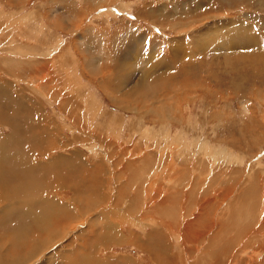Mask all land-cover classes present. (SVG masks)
Instances as JSON below:
<instances>
[{
	"label": "rangeland",
	"instance_id": "1",
	"mask_svg": "<svg viewBox=\"0 0 264 264\" xmlns=\"http://www.w3.org/2000/svg\"><path fill=\"white\" fill-rule=\"evenodd\" d=\"M113 33L125 45L117 65L107 46ZM149 62L171 68L156 72ZM0 87V137L29 142L27 159L43 170L19 184L2 172V191L19 185L23 197L7 218L38 216L41 231L47 202L51 209L59 203L56 212L71 221L67 231H43L41 248L59 238L42 257L39 250L22 262L27 254L1 209L6 262L80 264L81 253H90L109 264H264V0H0ZM35 136L48 142L35 144ZM15 146L13 154L25 151ZM90 153L107 165L106 205L81 206L88 188L80 180L69 197L46 192L65 187V176L50 172L84 169ZM131 153L154 161L142 173L137 203L121 190L119 206L113 200L119 180L132 174H121ZM180 165L187 183L175 202L169 191ZM154 173L167 181L149 185ZM37 180L46 191L27 187ZM165 194L168 204L154 201ZM11 196L18 201V192Z\"/></svg>",
	"mask_w": 264,
	"mask_h": 264
},
{
	"label": "crops",
	"instance_id": "2",
	"mask_svg": "<svg viewBox=\"0 0 264 264\" xmlns=\"http://www.w3.org/2000/svg\"><path fill=\"white\" fill-rule=\"evenodd\" d=\"M135 34L138 35V33H135ZM131 37L132 36L130 35L128 38H131ZM122 41H123V36H121V34H119L118 36L115 33L110 35V39L107 42L108 43L107 46L109 48L108 49L109 54L114 57V59H112L111 62L109 61L111 64L114 63L115 65H117V63L121 62V60L119 58H117V56L122 54V51L124 49L125 45L122 44ZM96 45L98 46V44H96ZM89 49H91L92 54L94 55V60H95V61L93 60L91 62H93L94 64L97 63V65H98V63H100L98 61V59H100V56H96L97 54H99V52H96V51L94 52V49H96V47L94 46L93 42L91 43V48H89ZM84 56L86 57V54ZM101 58H102V56H101ZM97 65L95 67V70L97 72H99L101 70L97 69ZM98 92L101 93L99 89H98ZM88 155L89 156L86 157L87 158L86 160H89V163L85 161V164L87 165V167H85V169L80 170V169L61 168L58 171H56L58 173H54L53 171L50 172L52 177H53V175H56L57 177H60L59 175L65 176V179H63V180H62V177H60V179L62 180L63 186H65V187L58 189V188H54V185H52L50 191H57V190L65 191L66 196L69 197L70 195L75 194L76 190L82 189L80 187L81 184H78V182H75L76 180H80L83 184L82 186L88 188V191H86L84 193V195H80V196H82L81 198L83 199V201L81 202L82 203L81 206H85L86 202H88V203L90 202L89 203L90 206H92V205L94 206L96 203H97V206L106 205L105 204V201L107 200L106 199L107 198V195H106V186H107V175H106V173H107V167L106 166L107 165H106V162H104L102 160L104 158H102L101 155H98V153L96 155H93L91 153ZM116 155L117 154L115 153L114 156H116ZM142 155L143 154L138 156L136 154L131 153L130 156L131 157L133 156L132 157L133 159H129L131 161V163H129L130 166H128L127 164H124V166H122V170H121L122 173L121 174H124L127 171L132 172V174L131 173L127 174V175L125 174L126 176L119 180L120 181V184L118 185L119 189H117V195L118 196L115 198V200H113V202L120 203V204H118L119 206H123V204L121 202L123 197L119 193V192H122L121 190H124L126 192L124 197L131 195V200L135 202L133 205H135L137 203L135 201L137 199V190H139V188H137V186L142 181V177H143L142 173L144 170H147L146 167H148V165L150 164L149 162L154 161V160L149 159L147 162H144L145 157H141ZM147 157H148V155H147ZM106 158L107 157H105V159ZM135 159H137V162ZM90 160L91 161L92 160L93 161L98 160V162L95 163L93 167H90V164H92L90 162ZM181 167L182 166L180 165L179 170H180L181 174L178 173V170L175 171V173H173L174 181L171 183L173 191L171 189L170 190L172 193L169 191L170 194H176V196L174 197L175 202L177 201V196H178L179 190L183 189L182 185H186V183H187V175H188V173L186 172L187 169L181 168ZM154 168H159V166H156L154 164ZM158 171H160V170H158ZM176 172L178 173V176L175 175ZM156 174H159V173L157 172ZM156 174L154 173L153 177L155 178V176H156L155 180H157V181H155L153 178L152 180L149 181V185L158 182V180H161V182L167 181V178L163 179L162 177H159V175H156ZM35 175L36 176H43V170L39 173L36 172ZM170 175H172V174H170ZM81 176H82V178H80ZM137 177H140V178L138 179ZM174 183L175 184L178 183V184L174 185ZM197 186H198V184L196 183L194 190H196ZM161 190H162V188H158L156 191L159 192ZM156 191H155V193H156ZM165 196H164L165 197L164 200H161V197L158 196V200H154V201L157 203L160 202L161 205L168 204L172 196H170V195L168 196L167 194H165ZM179 198H180V195H179ZM91 202H93V203H91ZM178 202H179V200H178ZM39 206H40V203H39ZM46 209H48V208H46ZM59 215H62L63 218L59 219L60 218ZM32 217L33 216H30L27 214L23 216V214L20 213L18 217H13V219H11L9 217L7 219H4L2 222L5 225L10 224V226H8L5 229H13L14 233L20 237V239H19L20 240L19 241L20 249H22L24 247L23 245L25 243H23V240H22L24 237L25 238L28 236L33 237V236H36L37 234H39L41 236V238H46V236H48L47 232H43V230H41V231L39 230L38 226L36 225V223L34 222V219ZM48 217L50 218L49 220H47ZM68 217H70V215L68 213H62V212L60 214H58L56 212L54 216L52 214L46 216V219H45L46 224L48 223L47 221L50 222V225L48 227L49 231L53 232V231H58V230L59 231L64 230V227H67L71 223V221L69 220ZM10 220H13V221H10ZM15 224H17V226H14ZM175 225H176L175 227L177 228V230H176L177 233L184 230V229H182V227L180 225H178V224H175ZM5 229H4V231H5ZM185 230L187 232V228H185ZM21 235H22V237H21ZM165 244H166V242H165ZM21 245H22V247H21ZM28 245L29 244H27V246Z\"/></svg>",
	"mask_w": 264,
	"mask_h": 264
},
{
	"label": "bare ground",
	"instance_id": "3",
	"mask_svg": "<svg viewBox=\"0 0 264 264\" xmlns=\"http://www.w3.org/2000/svg\"><path fill=\"white\" fill-rule=\"evenodd\" d=\"M251 38H252V36H251ZM180 51V50H179ZM148 63V62H147ZM150 63V62H149ZM161 63V64H160ZM158 62V65H161L160 67L159 66H153V64L152 63H150L152 66H149V65H147V66H149L148 67V69H154L155 71L156 70H161L162 69V67H164V70H166V71H168L171 67L169 66V63H165V62ZM168 64V65H167ZM120 70V69H119ZM153 71V70H152ZM157 72V71H156ZM0 92L2 93V95L3 94H5V88H2V87H0ZM18 97H21V96H18ZM0 101H1V99H0ZM3 104V103H2ZM36 120H37V117H36ZM35 121V120H34ZM44 125V124H43ZM20 134H22V133H20ZM34 134V133H33ZM40 134V133H39ZM13 135V134H12ZM41 135V134H40ZM17 136V135H16ZM21 136V135H20ZM37 136H35V139H34V141H36V143L35 144H40V145H43L44 146V144H46L48 141H46L47 139H46V137L45 136H43V138H36ZM7 138H8V136H7ZM2 139H4V137H0V180L2 181V177L3 176H5L4 175V173H2V172H6V173H11V175H17V176H19V180L18 181H16L17 183L16 184H19L21 181H22V179L23 178H26L27 176H29L30 174H32L33 173V171H34V173L36 172V165H33L32 164V162H29L28 160L29 159H27V158H29V155L31 156V150H29L28 149V147H26V144L28 145V143L29 142H24V141H22V140H18L17 142L16 141H14V142H10V140L8 141L7 139V141L9 142V143H7L6 145H10V149H11V147H12V145H13V148H14V146L15 145H17L18 146V150H24L25 149V151L23 152V153H21V155H16V154H13V150L14 151H17L15 148L12 150V151H10V149H9V147L8 148H6L5 146H4V144H5V141L4 140H2ZM9 139V138H8ZM33 142V141H32ZM25 144V145H24ZM172 144V143H171ZM170 144V145H171ZM48 145V144H47ZM16 147V146H15ZM46 147V146H45ZM203 148V145H202V147H201V149ZM38 149V148H37ZM203 149H205V152L206 153H209L210 155H215L217 152H215L212 148H210L209 146H204V148ZM27 151L29 152V154L27 155V157H25V155L27 154ZM15 153V152H14ZM32 159V158H31ZM80 159V158H79ZM16 164V165H18L17 167H19L16 171L18 172V174H17V172L16 173H12V171H11V169H12V167L14 166L13 164ZM36 164V163H35ZM12 165V167H9V166H11ZM80 165V164H79ZM80 166H84L85 167V165H80ZM86 167H87V165H86ZM83 168V167H82ZM76 169V168H75ZM85 169V168H84ZM161 170V169H160ZM40 171V170H39ZM41 171H42V168H41ZM72 172V171H71ZM15 178H16V176H14ZM52 177V176H51ZM54 178H55V176H54ZM58 178V180H61L59 177H56L55 179H57ZM6 180V179H5ZM57 180V181H58ZM9 181H4V184H6V183H8ZM61 182V181H60ZM29 183L31 184V187H30V185H29ZM52 183H56L55 181L54 182H52ZM0 184H1V182H0ZM4 184H3V186H4ZM46 185H48V184H46ZM51 185V184H50ZM45 186V185H44ZM1 187H2V185H1ZM27 187L28 188H30V189H39L40 191H42V192H44V191H46L45 190V188L44 187H42V184H40L39 183V181L37 180V181H35V182H32V181H29L28 183H27ZM47 187V186H46ZM50 189V188H49ZM17 192L19 193V196H18V201L17 200H15L11 195H16L17 194ZM47 193H50L51 191H49L48 192V190L46 191ZM248 195H246L247 197H243L242 199L243 200H245L246 198H248V196H249V194H252V192L251 191H248V193H247ZM252 196V195H251ZM252 198V197H251ZM25 199H26V197H25ZM241 199V198H240ZM252 200L253 199H250V201L249 202H251L252 203ZM22 202H23V197H22V194H21V190H20V187H19V185H17V188H16V190L15 191H13L12 193H9L8 191H6V190H4V192L2 191V189L0 188V213H1V209H5L4 211H2V213H3V217H5V218H7L9 215H10V213H12V212H14V211H17V209L21 206V204H22ZM244 202V201H243ZM246 202V201H245ZM253 204H254V202H253ZM246 205V204H245ZM3 207H6V208H3ZM53 207L54 208H50L49 207V205H48V203L46 202V203H44L43 204V206H42V213H43V219H42V222H43V225H42V230L43 231H46L47 230V228L49 227V225H50V222L49 221H47L48 223L46 224V222H45V219H46V216H48V215H55V213H56V208H58V209H61V210H63L62 209V206H60L59 205V203H53ZM23 208H25V206L23 205ZM46 208H48V209H46ZM68 208V207H67ZM70 208V207H69ZM241 209V208H240ZM58 211V214H60L59 213V210H57ZM73 213V212H72ZM252 213L251 212H249V215H251ZM60 216V215H59ZM33 219H34V222L36 223V225H38V224H41V221H40V218L38 217V216H33L32 217ZM50 218L48 217V219L47 220H49ZM67 220V219H66ZM70 220V219H69ZM253 220V219H252ZM31 223V222H30ZM197 223V222H196ZM199 223V222H198ZM27 224V223H26ZM195 224V223H194ZM106 225H107V223H106ZM197 225V224H196ZM201 226V225H200ZM39 227V226H38ZM69 226H67V227H65V231H67ZM188 227V226H187ZM30 228V227H29ZM104 229L106 228L105 227V225H104V227H103ZM204 228V227H203ZM197 229V228H196ZM195 229V230H196ZM227 229V228H226ZM39 230H40V227H39ZM203 230V229H202ZM201 230V231H202ZM65 232H63V234H64ZM184 233H186L185 232V230H184ZM177 234V233H176ZM11 235V234H10ZM12 235H14V234H12ZM16 235V234H15ZM27 235V234H26ZM178 235V234H177ZM39 236V235H38ZM21 237H22V235H21ZM34 237L35 236H33L32 237V240H31V238H30V240H31V242H29V238L28 237H24L22 240H23V243H25L23 246V248L22 249H20V245H19V243L16 245V246H18V248L21 250V252L20 253H25V254H27L26 256H27V258H26V260H22V262H30L34 257H37L38 255V251L40 250V255L39 256H41L42 254L41 253H44V252H46L48 249H50L53 245H54V242H55V240H57L59 237H55V236H50V239L48 240V242H49V246H46L47 248H41V237H37L38 239H40L38 242L34 239ZM195 237V236H194ZM185 238H186V236H185ZM222 238V237H221ZM111 239V237H110V232L108 233V234H105V241L106 240H110ZM187 239V238H186ZM120 240V239H119ZM188 240V239H187ZM45 241V240H44ZM193 241V240H192ZM109 242V241H108ZM44 243V242H43ZM27 244H29L28 246H27ZM48 244V243H47ZM43 245V244H42ZM21 247H22V245H21ZM45 247V246H44ZM47 253V252H46ZM82 254V263L80 262V260H81V258H77L78 260H79V262L78 263H80V264H109V263H111V262H107V263H104L105 262V260H102V259H100L99 258V255L97 256V257H95L93 254H90V253H87L85 256L83 255V253H81ZM81 254H79V255H81ZM37 255V256H36ZM16 256V255H15ZM18 257H19V255H17ZM16 256V257H17ZM17 257V258H18ZM42 257V256H41ZM11 259H10V263L11 264H19L20 263V259L18 258V259H14V258H12V257H10ZM36 260V262H37V258L35 259ZM35 262V261H34ZM31 263V262H30ZM114 263V262H113ZM0 264H9L8 262H6L1 256H0ZM115 264V263H114ZM126 264H128V263H126Z\"/></svg>",
	"mask_w": 264,
	"mask_h": 264
}]
</instances>
